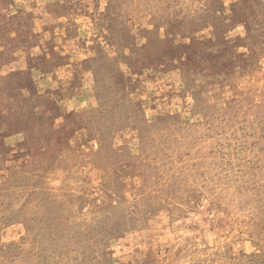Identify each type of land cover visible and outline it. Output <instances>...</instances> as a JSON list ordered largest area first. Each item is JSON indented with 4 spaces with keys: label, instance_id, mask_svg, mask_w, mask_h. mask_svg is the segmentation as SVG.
I'll return each mask as SVG.
<instances>
[{
    "label": "rangeland",
    "instance_id": "rangeland-1",
    "mask_svg": "<svg viewBox=\"0 0 264 264\" xmlns=\"http://www.w3.org/2000/svg\"><path fill=\"white\" fill-rule=\"evenodd\" d=\"M0 264H264V0H0Z\"/></svg>",
    "mask_w": 264,
    "mask_h": 264
}]
</instances>
